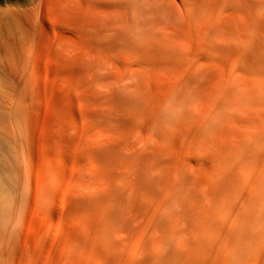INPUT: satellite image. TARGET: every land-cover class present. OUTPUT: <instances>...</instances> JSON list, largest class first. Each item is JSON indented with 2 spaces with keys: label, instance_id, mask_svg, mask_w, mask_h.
<instances>
[{
  "label": "bare ground",
  "instance_id": "6f19581e",
  "mask_svg": "<svg viewBox=\"0 0 264 264\" xmlns=\"http://www.w3.org/2000/svg\"><path fill=\"white\" fill-rule=\"evenodd\" d=\"M118 2L129 12L117 16L124 40H148L149 26L170 23L194 54L185 58L181 82L167 93L166 111L157 117L179 114L207 81L208 105L199 107L200 121L184 130L155 132L161 148L154 155L166 158L173 150L176 160L166 177H151L163 193L148 196V110L142 106L148 104V52L114 53L110 64L102 57L83 62V71L101 84V99L90 101L81 91L84 84H69V107L62 109L56 99L60 81L40 77L31 53L20 49L39 30L29 19L31 10H0V114L13 119L9 132L0 127V264H264V119L251 109L244 111L254 116L246 127L225 120L228 111L241 110L235 109L240 97L251 93L264 103V81L249 61L263 54L244 39L257 22L246 17L248 0H156L149 2L150 13L148 0ZM46 7H40L44 13ZM62 23L47 19L40 30L54 34L58 47L79 64L88 45L77 47L66 33L80 34L84 22L66 17ZM174 40L167 37L171 48ZM212 54L217 67L196 65L199 56L208 61ZM28 85L30 91L22 90ZM9 96L28 105L10 103ZM20 113L40 114V125L22 128ZM218 121L223 126L215 130ZM207 135L211 144L202 141ZM48 156L50 166H42ZM222 248L231 250H217Z\"/></svg>",
  "mask_w": 264,
  "mask_h": 264
},
{
  "label": "rangeland",
  "instance_id": "374dc122",
  "mask_svg": "<svg viewBox=\"0 0 264 264\" xmlns=\"http://www.w3.org/2000/svg\"><path fill=\"white\" fill-rule=\"evenodd\" d=\"M152 1L153 0H148V7L150 6L149 2ZM155 1L156 0L152 3ZM41 6H47L46 8L49 10L44 13L40 8ZM151 8L149 7L148 13H150ZM18 9L24 11L31 10L29 11L30 14H28L29 19L31 23L39 29L38 32L34 34V38L32 40H29L28 38L24 39V41L20 44V49L31 53L36 64L35 69L40 73V77L53 76L55 79L57 78L60 81L62 86H60L56 99L61 104L62 109L64 107H69L67 99V96L71 92L69 84H84V88H82L81 91L90 101H94L97 98L101 99V96L99 97L98 94L103 91L100 86L101 84L99 81L93 80L89 73L83 71V62L86 63L87 61L92 60V62H97V59L102 57L103 59H101L104 63L110 64L114 53L128 54L132 52H148V104L144 103L142 105L145 110H148V147H150L148 150V196H157L162 194L163 192L161 188L157 184L154 185L151 177H156L157 174H161V176L166 177V171L175 167L174 161L176 159L173 150L171 151V155L166 158L161 156L157 158L156 155H154L155 151L161 148L157 137L155 136V132L163 135H170L173 130H184V128L188 126L189 122H199L201 115L199 107H207L212 93L211 83L207 81L203 87H197L194 89L192 94L189 96L187 103L180 108L179 114L175 115L172 113L173 117L170 120L159 119L157 117L159 112L166 111V109H164V100L167 93L181 82L180 78L182 74H184V70H186V62H188L185 58L194 57V54H189V52L184 49V44H181V38L178 37L174 31V26L170 23H162L160 25L153 24L148 27V40L143 41L139 37H131V39L124 40L120 36L123 32L119 30V27L122 26V21L117 16H120L121 12L122 14L125 13L126 16L129 12L123 6H120L118 0H48L47 3L45 0H0V10L3 13L9 10L16 11ZM231 13H233V11ZM80 14L83 15L82 18ZM245 14L246 17L257 19L256 23H252V25L247 28L244 33V39L248 42L253 51L263 54L262 59H249V61L250 64L254 66L255 71L253 72H256L264 81V0H248V2L245 3ZM66 17L67 19L75 22H84L83 32L80 34L71 35L66 33L70 40H72V43L77 45V47L84 46L85 44L88 45H86L88 53L85 57L87 58V56H89L90 59L87 58L85 60V57H83L84 59H82V62L79 64H76L72 57L68 56L65 50L58 47L54 34L46 37L40 30L41 25L45 24L47 19L57 20L59 23L63 22L60 25L62 26ZM29 19H26V21L29 22ZM168 30L171 31L168 32ZM24 31L27 35H30L33 32L27 23L25 24ZM95 36L103 42L104 46L99 47L97 45L98 43L95 42ZM166 36H172V38L175 37L177 46H173V48H171L170 45L167 44ZM233 36L236 39L235 34ZM185 37L187 39L191 38L189 35H185ZM146 41H148V44H146ZM186 42L193 46L196 45L194 40H187ZM179 47L181 50L177 49ZM176 49L179 51L178 53ZM194 53L199 55L198 51H195ZM180 55L183 56L181 59H179ZM201 57L202 56H199V58L195 59L198 67L215 68L219 64V59L214 54L210 55L208 61ZM223 60H226V58H223ZM22 63L28 66L27 62ZM22 63L20 62V66ZM67 64L68 67L66 69L65 65ZM117 81H119V79H117ZM235 86L236 84L231 86V88L234 89V94H236L237 90ZM31 88V85H28L24 88L22 87V90L30 91ZM10 92L11 90H9L8 94ZM248 97L249 98L247 99L240 97L235 105L236 111L240 107L241 110H239H243L242 113L239 110L236 113H234V111H228L225 116V120H228V124L232 123V120H234V122L236 121L235 124L244 126L245 124L249 125L253 122L254 116L253 113L251 115V112L254 111H258V115L256 116L257 119H264V111L261 110H264V103H262V105L259 104L251 93ZM9 98L11 99V102H9L14 103L13 96H9ZM14 101H17L15 103L17 106L28 105L26 99H23L21 96L16 98ZM104 102L106 103V101ZM251 109H253V111H251ZM244 111L251 112L244 113ZM52 113H54L53 110ZM239 113H241V115H239ZM40 116V114L37 115L36 113L31 115H24L23 113H20L19 117L22 123V128H25L35 122L36 125H40ZM127 118L128 116H125L124 120ZM11 119V116L8 114L1 113L0 127L7 129L9 132L13 122V119ZM219 124V121L215 123V130L222 128L221 126L223 125L220 124L219 126ZM224 127H226V125H224ZM140 131L141 129L136 130L138 133H140ZM78 141L82 140L78 139ZM202 141L207 144L212 143V139L209 135L205 136ZM36 144V153L38 155V145H40V139L38 137ZM205 146L202 147L203 152H206V149L209 148V146ZM22 155L24 156L23 159L25 162L26 153L22 152ZM37 155H35L32 160L36 163L35 165L40 166L42 163L41 158ZM85 156L86 155H82V157ZM51 158L52 157L49 156L46 157L45 161H47V163L44 164L43 162L42 166L44 165L49 167ZM155 159H158L159 162H156ZM157 163H159V165L162 164L163 167L159 168ZM202 165L206 169L211 167V164L209 160H207L206 156H203ZM64 168L67 169L68 166H64ZM221 168L223 169V167ZM85 169L91 174V168L89 166ZM201 175L198 174L199 178L203 179L204 176ZM198 189L199 188H192V191L196 193ZM223 239V237L218 238V240ZM224 249L231 250L230 248L217 250L226 252ZM217 264L221 263L218 261ZM249 264H251V262Z\"/></svg>",
  "mask_w": 264,
  "mask_h": 264
}]
</instances>
